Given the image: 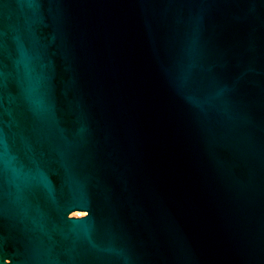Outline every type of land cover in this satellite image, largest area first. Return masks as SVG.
I'll return each instance as SVG.
<instances>
[{"label":"water","instance_id":"1","mask_svg":"<svg viewBox=\"0 0 264 264\" xmlns=\"http://www.w3.org/2000/svg\"><path fill=\"white\" fill-rule=\"evenodd\" d=\"M0 73V264H264V0H0Z\"/></svg>","mask_w":264,"mask_h":264},{"label":"snow or ice","instance_id":"2","mask_svg":"<svg viewBox=\"0 0 264 264\" xmlns=\"http://www.w3.org/2000/svg\"><path fill=\"white\" fill-rule=\"evenodd\" d=\"M0 81H2V73H0ZM0 109H2V99H0ZM0 123H2V112H0ZM4 146V139H3V131L2 127H0V149ZM5 167L3 164V160L0 159V186H2L4 177H5ZM67 223L76 224V223H83V222H74V221H66Z\"/></svg>","mask_w":264,"mask_h":264},{"label":"rangeland","instance_id":"3","mask_svg":"<svg viewBox=\"0 0 264 264\" xmlns=\"http://www.w3.org/2000/svg\"><path fill=\"white\" fill-rule=\"evenodd\" d=\"M82 214L84 215V214H86V213L82 212ZM79 215H81V214H79Z\"/></svg>","mask_w":264,"mask_h":264},{"label":"bare ground","instance_id":"4","mask_svg":"<svg viewBox=\"0 0 264 264\" xmlns=\"http://www.w3.org/2000/svg\"><path fill=\"white\" fill-rule=\"evenodd\" d=\"M79 215V214H78ZM81 215H83L82 213H81Z\"/></svg>","mask_w":264,"mask_h":264}]
</instances>
